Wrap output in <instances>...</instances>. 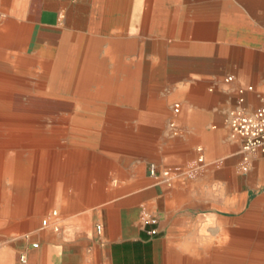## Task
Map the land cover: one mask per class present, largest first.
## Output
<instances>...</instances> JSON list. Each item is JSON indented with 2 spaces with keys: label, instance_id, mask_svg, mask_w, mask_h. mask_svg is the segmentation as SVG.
I'll use <instances>...</instances> for the list:
<instances>
[{
  "label": "crops",
  "instance_id": "crops-1",
  "mask_svg": "<svg viewBox=\"0 0 264 264\" xmlns=\"http://www.w3.org/2000/svg\"><path fill=\"white\" fill-rule=\"evenodd\" d=\"M126 1L125 5V0H116L115 10L103 14L93 11L94 0H34V10L26 13L29 20L24 17V23L37 28V48H51L53 44L58 48L64 39L73 44L84 36L97 41L101 55L108 48L117 51V65L131 68L133 36L142 35L149 51L146 73L139 81L135 80V70L119 76V80L117 74L113 80L119 86L129 81L133 92L138 82L132 156L124 161L114 157L113 152L121 153L116 147L121 140L111 133L106 146L101 140L97 146L93 141L82 146L73 143L71 148L75 149L60 154L53 149L59 143L55 139L49 159L42 161L34 155L31 167L15 162L19 155L12 165L6 158L1 161L5 170L0 180L13 179L14 190H20L27 184L18 177L32 174L31 188L39 190L36 200L31 197L34 218L18 222L19 214L13 215L11 210L10 215L7 207L0 208V215L18 225L32 242L40 235L46 241L41 257L40 249L29 250L28 264H160L167 240L174 234L186 237L181 219L190 221V216L179 212H226L242 209L247 203L248 191L235 192L236 187L243 186L242 176L234 170L241 157L240 142L231 137L228 118L239 106L240 88L251 87L244 92L243 108L247 112L264 106V0ZM42 2L46 7L39 9ZM60 3L62 10L58 9ZM86 4L88 9L84 10ZM75 5L79 10H74ZM123 93L119 90L111 98L131 97ZM175 103L179 104L176 114L172 110ZM117 108L89 107L87 113L121 114ZM67 127L69 131L102 130L93 121ZM151 164L156 175L150 174ZM11 168L15 169L12 174ZM163 171L175 178L205 180L210 190L204 193L212 196L210 206H203L201 201L191 205L181 202L179 189L169 190L157 182ZM37 178H43L39 185L35 184ZM53 205L59 212L55 220L46 214ZM148 217L157 218L159 233L153 237L146 233L152 228L145 225ZM53 222L60 226L56 232ZM98 225L100 233L96 231ZM230 230L233 232V224L228 226ZM222 242L225 245L218 246V240H211L209 249L202 247L203 251L183 245L181 252L174 254L183 253L194 264H204L206 254L211 261L228 262L234 253H245L251 246L247 243H264V234L230 233ZM254 246L251 251L261 256L264 245Z\"/></svg>",
  "mask_w": 264,
  "mask_h": 264
},
{
  "label": "rangeland",
  "instance_id": "rangeland-1",
  "mask_svg": "<svg viewBox=\"0 0 264 264\" xmlns=\"http://www.w3.org/2000/svg\"><path fill=\"white\" fill-rule=\"evenodd\" d=\"M18 1L17 4L21 3V0H0V7H3L5 9V14L0 13V26L4 23L3 21L12 20L14 19V14L11 13L12 4ZM60 1V0H59ZM62 1V0H61ZM34 0H30L29 2V11L32 12L34 10L33 6ZM61 3L59 4V10H62L63 8H60ZM44 8L45 3L42 2L41 6H38ZM76 5L74 6V10H79ZM88 4L85 5L84 10H87ZM102 8L95 7L93 3V11L96 13H102ZM10 14V15H9ZM9 17V18H8ZM26 15V20L28 21L29 18ZM19 22H24L23 19H15ZM28 24V23H27ZM32 24V23H31ZM37 28L33 27V24L31 25V39L29 41L28 45V54L34 55L36 58H45V59H52L55 61L57 57V52L59 50V47L56 48V44H51L52 47H42L37 48V40L38 36ZM142 35L133 36V67L126 66L125 64H122L116 68V72L118 77H116V80H119V76H124V74L130 75V73H133V70L136 71V77L135 80L139 81V78L143 76L146 73V54L149 52H146L145 50V43L144 39H142ZM145 37V36H144ZM78 41V40H77ZM75 42L73 44H68L66 46V49L63 53V58L61 61V66L59 70V76H58V85H57V92L58 93H64L67 89V86L69 85V82L71 81L74 66L76 64L77 58H78V51H79V45L78 42ZM60 46V45H59ZM150 47V44L148 45V48ZM33 48V49H32ZM53 48V49H52ZM0 50H3L6 54H11L16 52L17 50L0 46ZM124 61V59H123ZM109 71L113 68V66H108ZM118 71V72H117ZM11 67L8 63V60L0 59V73L9 74L11 73ZM38 76L36 74H33L32 72L30 74L19 76V79L21 82L25 83V86L22 85V87H25V89H28L32 87L33 85H36ZM115 80V78L113 79ZM121 84V83H120ZM135 84V83H134ZM138 85V82L136 83ZM136 84L134 92H133V84L130 83L131 91L128 93L123 94H129L131 97H124L121 99H111L109 101L107 100H101V99H91L90 107H102V106H111L115 105L118 106L117 109H119L122 113L115 115V123L112 122V119L110 118V114H95V115H86L85 119L87 118V122L93 121L99 124V126L102 128L100 131H72L67 130V126L72 124L73 122L69 121L64 125H55L53 129V133L55 134V139L59 141L57 144L58 146L53 147L54 151L57 152L56 154L62 153V151H65L67 149H75L74 147L71 148L72 144L77 145H89L90 141H93L92 143L94 145H98L99 141L101 140V143H103L104 146L108 144L106 142L109 140L110 134L114 133L117 135L118 140H121V142L116 143V147L121 149V153L119 152H113L114 157H120L122 161L126 160V158H129L131 155V149H133V122H135V107H136ZM114 86H119V83H113ZM123 86L125 84H122ZM26 98H24V95L15 94L14 101L17 102V104H21L25 102ZM34 99V97H28L26 103H28V100L31 102ZM37 99V98H36ZM43 103L44 108H51L55 102L57 103V108L55 107L53 111L64 114H70L72 115L75 112V104L70 101V99H61L60 101L52 100L51 98H42L40 99ZM58 103H61L58 105ZM68 104V105H67ZM61 105L69 106L68 108L64 109L61 108ZM173 105V104H172ZM120 106V107H119ZM52 109V108H51ZM104 110V109H102ZM101 110V111H102ZM105 110H109L108 108H105ZM113 117V115H112ZM89 118V119H88ZM111 120V122H110ZM119 120L121 122H119ZM118 122V123H117ZM113 123V124H112ZM119 124V125H118ZM114 126L116 128L115 130L111 131L109 130L110 127ZM62 128L63 130H56V128ZM71 128V127H70ZM75 134H79L78 136H75ZM84 134V135H83ZM92 135V136H91ZM54 139V140H55ZM80 140V141H79ZM83 140V141H81ZM105 140V141H104ZM80 142V143H79ZM105 142V143H104ZM79 143V144H78ZM54 144L53 142H38L36 144H22L17 145V147H10V145H4L0 146V149H2L6 154V160L9 162V165H12L14 162V156L16 157V153H18L19 157L15 160V162H18L23 168L31 167L33 164V156L35 155L34 150H37V154L40 155V153H47L44 158H41L42 161H46L49 159V156L51 155L50 152V145ZM73 144V145H74ZM59 145H63L60 147ZM65 145H69L70 147H66ZM108 147V146H107ZM77 148V147H76ZM102 150H105L104 148ZM33 151V152H32ZM41 151V152H40ZM110 151V149H106V152ZM40 152V153H39ZM71 152V151H70ZM52 154V155H56ZM135 156L133 155V158ZM13 161V162H12ZM249 164L245 165L243 163L242 157H240V161H238V166L234 168L235 171H238L240 176L243 178V186L239 185L235 188V192L240 191L241 189L248 191V200L245 206L242 209H235L234 211H214L210 209H202V210H185L179 213L186 214L187 216H190L189 220L181 219L184 225V228L186 229L184 233H186V237L173 235L171 240H167L165 248H164V255L163 258L160 259V264H194V261H188L186 258H184L185 254L176 255L174 252L180 253L182 250L183 245L186 246L187 249H196L197 251H203L202 247L205 249H209L211 243L209 241L218 240V246H224L225 243L222 241L225 239V236L227 234H234L242 235V234H264V154L261 153H253L249 155ZM3 164H7L6 161L3 162ZM220 165V163H217ZM244 167H246V171H244ZM168 175V181L166 182L165 178L161 176V178L157 182H162L164 185L168 187L169 190L173 189H179L182 194H180V200L181 202H184L186 205H191V203L199 202L201 201L203 206H210L209 205V199L212 197L210 194H206L204 192H207L210 190V186L207 185L205 180L198 179V180H190V179H180L175 178L174 175L169 172ZM29 178H28V177ZM25 176L22 180L23 182L26 181L27 187L22 188L20 190H14L13 188V179H10L8 177L2 178L0 181V208L7 207L6 213L8 212L11 215V210H15L18 215V222H24L25 220L30 218H34L35 213L31 209L30 205H32L31 197L32 199H37L38 197V191L37 188H35V191L32 190L33 185V179L32 174ZM43 179V178H42ZM36 179L35 184L40 183L42 180ZM40 180V181H39ZM19 189V188H18ZM198 192V193H193ZM261 200V201H260ZM56 206H49L48 211L46 214H50L51 211L55 210ZM257 209V210H256ZM223 215L224 217H227V219H233V232L222 230L218 225L213 223V216ZM59 215V212H58ZM60 216H62L60 212ZM44 217L42 216L39 219V222L42 221ZM59 226V225H58ZM14 222L9 221L7 218L4 219L3 216L0 215V250L1 249H8L13 252H15V263L16 264H22L21 258L25 257L28 264V259L26 257L27 253L31 249H40V257L42 255V249L44 248L46 241L40 237L37 238L36 242H32V240L29 238L28 234L25 233V231H16L14 228ZM40 227V226H39ZM60 227V226H59ZM240 227H242L240 229ZM40 229V228H39ZM42 232V230H41ZM55 233V232H54ZM218 238V239H217ZM48 243V242H47ZM50 242L48 243V245ZM251 245L247 250L242 252V254L234 253L233 260L229 259L228 262L225 260L223 261H217L212 260L209 258V256L206 254L204 255L203 263L204 264H264V253L259 256V254L254 253L251 251L255 246L254 245H264V243H255L250 242L247 243ZM172 253V254H171Z\"/></svg>",
  "mask_w": 264,
  "mask_h": 264
},
{
  "label": "bare ground",
  "instance_id": "bare-ground-1",
  "mask_svg": "<svg viewBox=\"0 0 264 264\" xmlns=\"http://www.w3.org/2000/svg\"><path fill=\"white\" fill-rule=\"evenodd\" d=\"M29 1L30 0H21L19 4H17L18 1H15L12 4L11 13L16 15L18 19H23L28 11ZM125 2L126 5L127 1L125 0ZM115 4L116 0H94V6H101L103 14H109L111 11L115 10ZM124 11H126V9ZM5 12V9L0 7V13L5 14ZM5 20L7 21H3L4 23L0 26V45L8 47L15 46L17 52L6 54L0 51V59L8 60L12 71L9 74L0 73V146L10 145V147H17L19 144L53 142L55 139L53 129L56 124L61 126L69 121L73 123H85L88 121L87 118L85 119V116L88 115L87 110L90 107L91 99L109 101L112 99L111 95L119 90L125 93L131 91L129 81L124 86L113 85V79L115 75H117L115 70L118 68L117 63L119 61L117 59V51H112L111 48H108L104 51L103 55H101L96 40L81 36L77 39L79 51L71 81L64 93H58L59 70L63 53L66 46L69 44L68 41L65 39L61 41L55 61L52 59H43L42 57L36 58L32 54H28V45L31 39V25L16 21L15 19ZM109 63L112 64L113 70L111 69L109 71ZM31 72L36 74L38 79L36 85H33L28 90L22 87V85L25 86V83L20 81L19 76L21 77ZM91 87H93V89ZM15 94L24 95L26 101L28 97H34V99L31 102L28 100V103L25 101L21 104H17V102L14 101ZM42 98H51L55 101L70 99V101L75 104V112L72 115L64 114L65 112L58 114V112L53 111L57 103L55 102V104L52 105V109L47 107L44 108L45 106H43L40 100ZM60 104L61 103H58V105ZM68 107L69 106L65 107L61 105V108L64 109ZM115 115L117 114H111L110 116L114 123ZM119 122L121 121L119 120ZM34 153L40 156V158L47 156V153L41 152L40 155L37 154V151H34ZM15 155L17 157L18 153ZM6 157L5 152L0 149L1 176L5 170H2V166L4 165L1 164V161ZM249 162L250 161L243 163L247 165ZM14 170V168H11L10 173L12 174ZM20 172L22 174L21 169ZM15 176L18 177L17 172H15ZM18 178H20V182L22 183L24 176ZM234 210L235 209L229 211ZM12 214L17 215L18 213L12 210ZM213 223L218 225L222 230H227L228 226L234 224V221L233 219H227L221 216H213ZM13 228L16 231H22L18 225H14ZM241 228L242 227H240V229ZM23 260L24 263L27 264L25 257L21 258V263H23ZM0 264H16L15 252L8 249H1Z\"/></svg>",
  "mask_w": 264,
  "mask_h": 264
},
{
  "label": "built area",
  "instance_id": "built-area-1",
  "mask_svg": "<svg viewBox=\"0 0 264 264\" xmlns=\"http://www.w3.org/2000/svg\"><path fill=\"white\" fill-rule=\"evenodd\" d=\"M227 80H231V77H228ZM245 90H251V87L247 88H240L238 90V99L237 102L239 104L234 110L229 113L228 123L230 126L231 137L235 140H239L240 142V155L242 157L243 162H247L249 160V155L253 153H261L264 154V106H261L252 112H247L243 108L244 103V92ZM173 112L176 114L179 110V104L175 103L172 106ZM173 128V123L170 124ZM150 174L156 175V167L154 164H151L150 167ZM246 171V167L243 168ZM168 171H163L161 176L165 178L166 182L168 181ZM58 218L57 211H51L49 215V219ZM47 220L44 221L46 223ZM53 228L56 232L58 230V224L53 222ZM145 225L152 226V228L147 229L146 233L148 236L153 237L157 235L158 228L157 225V218L155 217H148L145 220ZM96 231L98 233L101 232V226L98 225L96 227ZM24 260H23V263Z\"/></svg>",
  "mask_w": 264,
  "mask_h": 264
}]
</instances>
